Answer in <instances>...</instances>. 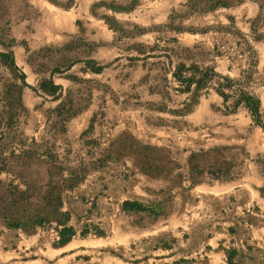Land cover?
I'll return each mask as SVG.
<instances>
[{"label":"rangeland","instance_id":"rangeland-1","mask_svg":"<svg viewBox=\"0 0 264 264\" xmlns=\"http://www.w3.org/2000/svg\"><path fill=\"white\" fill-rule=\"evenodd\" d=\"M188 4L0 0V264H264V128L181 81L264 123V0Z\"/></svg>","mask_w":264,"mask_h":264},{"label":"trees","instance_id":"trees-1","mask_svg":"<svg viewBox=\"0 0 264 264\" xmlns=\"http://www.w3.org/2000/svg\"><path fill=\"white\" fill-rule=\"evenodd\" d=\"M202 1L206 2V5L209 6L208 9H215L220 6H232L235 4V2L241 0H189L188 5L190 6V9L194 11L205 10V8L200 5ZM0 44L6 47V51H0V62L10 67L11 70H18L13 52L10 50V47L13 45L12 41H6L5 39L0 38ZM249 50L251 51L250 48ZM250 57L251 58L249 60L251 67L255 65L256 60L253 58L252 54ZM181 66L183 69L185 68L183 64ZM183 69L180 70V72L183 71ZM191 69H194L193 76L181 77V81L185 83V89H189L194 83L196 85V89L208 86V84H215L213 87L223 97L225 103H227L230 98L232 99V103L226 106L228 111L236 110L240 105H244L250 111L254 121L264 128L262 114L260 112V99L250 93V91L244 89V79L249 80L251 77L250 75H243V80L241 81V79H234L228 75H221L217 73L214 66L207 67L205 69H199L198 67L193 66L184 70ZM195 74L199 75L198 79H196ZM20 77L22 79V83H25V74L21 72ZM123 207L127 209L134 208L142 211L147 210V207H145L143 204L130 201H125ZM65 230H68V232L72 233L71 228H66ZM66 240L67 239H65V241Z\"/></svg>","mask_w":264,"mask_h":264}]
</instances>
